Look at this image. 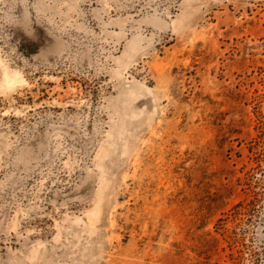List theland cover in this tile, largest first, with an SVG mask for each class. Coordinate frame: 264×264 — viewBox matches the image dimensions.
<instances>
[{
	"label": "rangeland",
	"instance_id": "rangeland-1",
	"mask_svg": "<svg viewBox=\"0 0 264 264\" xmlns=\"http://www.w3.org/2000/svg\"><path fill=\"white\" fill-rule=\"evenodd\" d=\"M0 264H264V0H0Z\"/></svg>",
	"mask_w": 264,
	"mask_h": 264
},
{
	"label": "bare ground",
	"instance_id": "bare-ground-1",
	"mask_svg": "<svg viewBox=\"0 0 264 264\" xmlns=\"http://www.w3.org/2000/svg\"><path fill=\"white\" fill-rule=\"evenodd\" d=\"M5 77V81L7 82V83H10V80H9V76H4ZM12 81V80H11Z\"/></svg>",
	"mask_w": 264,
	"mask_h": 264
}]
</instances>
